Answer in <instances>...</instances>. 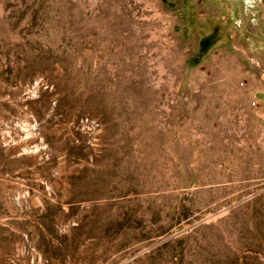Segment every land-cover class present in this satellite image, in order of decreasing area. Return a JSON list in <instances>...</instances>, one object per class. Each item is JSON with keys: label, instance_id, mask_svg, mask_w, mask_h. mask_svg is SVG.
<instances>
[{"label": "rangeland", "instance_id": "374dc122", "mask_svg": "<svg viewBox=\"0 0 264 264\" xmlns=\"http://www.w3.org/2000/svg\"><path fill=\"white\" fill-rule=\"evenodd\" d=\"M0 264H264V0H0Z\"/></svg>", "mask_w": 264, "mask_h": 264}]
</instances>
